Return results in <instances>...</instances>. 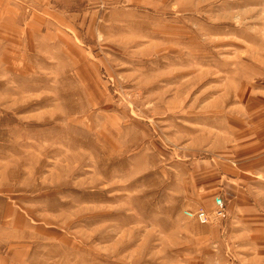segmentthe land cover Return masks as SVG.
I'll list each match as a JSON object with an SVG mask.
<instances>
[{
	"label": "rangeland",
	"instance_id": "obj_1",
	"mask_svg": "<svg viewBox=\"0 0 264 264\" xmlns=\"http://www.w3.org/2000/svg\"><path fill=\"white\" fill-rule=\"evenodd\" d=\"M0 23L13 264H264V0H0Z\"/></svg>",
	"mask_w": 264,
	"mask_h": 264
},
{
	"label": "crops",
	"instance_id": "obj_2",
	"mask_svg": "<svg viewBox=\"0 0 264 264\" xmlns=\"http://www.w3.org/2000/svg\"><path fill=\"white\" fill-rule=\"evenodd\" d=\"M36 3L42 5L43 3H45V0H36ZM13 15L17 16V14H13ZM16 16L11 17L13 23H15L17 20ZM0 29H5V27L0 26ZM4 218L5 216L0 217V264H13V261L10 259L11 258L10 255H12L11 244L9 238L6 237V234H4V230H3V227L5 225ZM16 237L17 239H22L20 238L21 236H18V234Z\"/></svg>",
	"mask_w": 264,
	"mask_h": 264
},
{
	"label": "built area",
	"instance_id": "obj_3",
	"mask_svg": "<svg viewBox=\"0 0 264 264\" xmlns=\"http://www.w3.org/2000/svg\"><path fill=\"white\" fill-rule=\"evenodd\" d=\"M214 207L213 218L223 219L225 217V207L221 198H216ZM195 215L201 222H207L209 219V216H206L202 211H198Z\"/></svg>",
	"mask_w": 264,
	"mask_h": 264
}]
</instances>
